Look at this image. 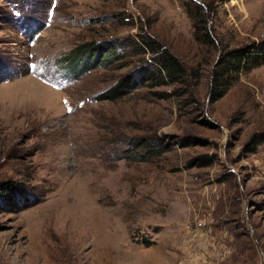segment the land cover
<instances>
[{
	"label": "rangeland",
	"instance_id": "rangeland-1",
	"mask_svg": "<svg viewBox=\"0 0 264 264\" xmlns=\"http://www.w3.org/2000/svg\"><path fill=\"white\" fill-rule=\"evenodd\" d=\"M262 41L264 0H0V264H264V63L208 92Z\"/></svg>",
	"mask_w": 264,
	"mask_h": 264
},
{
	"label": "trees",
	"instance_id": "trees-1",
	"mask_svg": "<svg viewBox=\"0 0 264 264\" xmlns=\"http://www.w3.org/2000/svg\"><path fill=\"white\" fill-rule=\"evenodd\" d=\"M195 13V18L200 19L199 23L196 24V31H199L201 26L205 25V19L207 13L202 11L200 6L196 4L194 12L190 11L192 15ZM210 12L208 11V15ZM200 26V27H199ZM213 33L210 31H206L204 41L212 44ZM88 47H81L78 45L75 47L69 54H71L76 59V63L82 60V57H88L86 59H95L96 64H100L103 61V57H99L98 48L99 46L95 45L94 42L89 43ZM150 48L152 49V53L155 54L154 58L158 61L162 67V70L166 71V76H169L172 81L180 80L183 78L184 69L180 60L172 53H170L166 47H159L155 43H149ZM94 53V54H93ZM70 55V56H71ZM90 58V59H89ZM98 60V61H97ZM93 63V64H94ZM264 63V41L261 43L255 44L251 43L247 46H242L240 48H221L217 60H216V68L214 69V73L212 75V79L209 86V95L212 99H217L226 93V90L231 83V81L235 78V73H238L241 69L247 68L250 69L254 66H258ZM91 64V66H94ZM90 68V67H89ZM159 75L157 77H161L162 70L157 69ZM152 72H156L151 70L150 72L145 73V79L150 76ZM155 76V73H154ZM151 77V76H150ZM137 79V78H136ZM144 79V78H143ZM134 80L131 79H122L120 83L117 84L113 89H110L109 92L112 93L114 90L118 89V86H122L124 89L122 92H127L128 89L133 87ZM137 82V81H136ZM115 93V92H114ZM108 96L107 94H101L100 97ZM115 96V94L113 95ZM157 144V143H156ZM206 155H200L198 158L205 159ZM196 159V158H195ZM212 159H208L202 161L201 164H209ZM17 185L12 180L8 181H0V196L9 195L10 191L16 188Z\"/></svg>",
	"mask_w": 264,
	"mask_h": 264
}]
</instances>
